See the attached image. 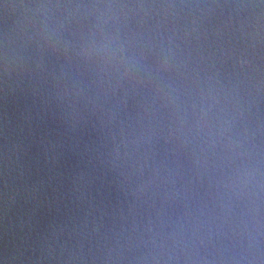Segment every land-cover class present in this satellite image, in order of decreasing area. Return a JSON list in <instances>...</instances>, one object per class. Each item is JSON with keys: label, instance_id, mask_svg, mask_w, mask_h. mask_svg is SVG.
<instances>
[{"label": "clouds", "instance_id": "9594fccd", "mask_svg": "<svg viewBox=\"0 0 264 264\" xmlns=\"http://www.w3.org/2000/svg\"><path fill=\"white\" fill-rule=\"evenodd\" d=\"M0 264H264V0H0Z\"/></svg>", "mask_w": 264, "mask_h": 264}]
</instances>
